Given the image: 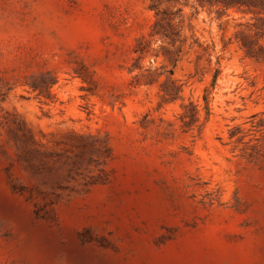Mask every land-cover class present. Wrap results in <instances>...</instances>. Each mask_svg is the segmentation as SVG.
<instances>
[{"label":"rangeland","instance_id":"1","mask_svg":"<svg viewBox=\"0 0 264 264\" xmlns=\"http://www.w3.org/2000/svg\"><path fill=\"white\" fill-rule=\"evenodd\" d=\"M0 264H264V8L0 0Z\"/></svg>","mask_w":264,"mask_h":264},{"label":"trees","instance_id":"2","mask_svg":"<svg viewBox=\"0 0 264 264\" xmlns=\"http://www.w3.org/2000/svg\"><path fill=\"white\" fill-rule=\"evenodd\" d=\"M235 2L237 3H253L255 5L261 6L262 8H264V0H235Z\"/></svg>","mask_w":264,"mask_h":264}]
</instances>
